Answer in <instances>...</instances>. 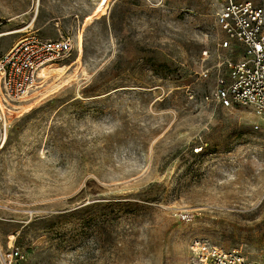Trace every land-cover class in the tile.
<instances>
[{
  "label": "rangeland",
  "instance_id": "rangeland-1",
  "mask_svg": "<svg viewBox=\"0 0 264 264\" xmlns=\"http://www.w3.org/2000/svg\"><path fill=\"white\" fill-rule=\"evenodd\" d=\"M222 3L0 0V57L29 31L75 43L0 100V264L11 245L22 264H192L197 239L264 254V119L203 98L228 73Z\"/></svg>",
  "mask_w": 264,
  "mask_h": 264
},
{
  "label": "built area",
  "instance_id": "built-area-1",
  "mask_svg": "<svg viewBox=\"0 0 264 264\" xmlns=\"http://www.w3.org/2000/svg\"><path fill=\"white\" fill-rule=\"evenodd\" d=\"M217 23L223 33L219 47L231 52L223 61L228 73L203 98L227 109L249 107L264 119V7L249 0H223ZM74 47L69 35L53 38L27 32L0 57V100L21 101L43 88L47 80L42 70L64 62ZM24 260L21 249L11 245L4 264ZM191 263L264 264V254L251 260L240 251L197 239L191 245Z\"/></svg>",
  "mask_w": 264,
  "mask_h": 264
},
{
  "label": "bare ground",
  "instance_id": "bare-ground-1",
  "mask_svg": "<svg viewBox=\"0 0 264 264\" xmlns=\"http://www.w3.org/2000/svg\"><path fill=\"white\" fill-rule=\"evenodd\" d=\"M49 67H50V66H49ZM46 68H48V67H46ZM46 68H44V69H46ZM44 69H43V70H44ZM43 70H42L41 74H42L43 76H45V75L43 74ZM23 99H24V98H23ZM23 99H22V100H23ZM3 102H4V101H3ZM5 103H6V102H5ZM7 104H10V105H11L12 102L9 101Z\"/></svg>",
  "mask_w": 264,
  "mask_h": 264
}]
</instances>
